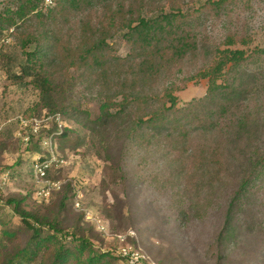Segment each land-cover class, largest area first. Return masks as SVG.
<instances>
[{
    "label": "rangeland",
    "instance_id": "rangeland-1",
    "mask_svg": "<svg viewBox=\"0 0 264 264\" xmlns=\"http://www.w3.org/2000/svg\"><path fill=\"white\" fill-rule=\"evenodd\" d=\"M166 1L169 10L172 2ZM205 2L179 0L184 13H194L185 25L204 37L198 55L174 62L147 83L134 82L132 95L147 100L130 103L125 111L117 105L123 69H110L105 80L88 67L72 65L62 57L65 50L61 62L49 67L56 89L47 102L53 106L44 104L32 78L10 77L2 68L20 73L29 52L20 39L37 23L25 31L12 27L0 33V41L5 39L0 50V122L5 123L0 132V241L4 226L20 229L14 242L24 243L29 236L9 203L15 198L34 216L56 218L65 229H83L100 251L113 249L115 241L75 208L80 193L84 207L107 219L111 232L127 233L132 245L160 264H264V164H256L264 156V0H230L214 14L195 12ZM40 9L47 13L51 8L43 2ZM231 35L237 42L229 45ZM107 42L117 58L130 54L125 32ZM226 48L243 49L245 56L217 81L246 90L244 101L207 95L206 70ZM172 86L178 114L166 125L138 126L145 107L159 104ZM105 99L117 114L99 120ZM47 106L62 112L67 129L65 136L54 138L59 161L48 169L49 189L34 173V164L49 153L41 145L26 148L18 136L19 117L29 119ZM242 118L248 126L241 132ZM250 175L227 225L229 205ZM29 221L35 223L33 217ZM12 247L13 242L5 249L0 242L1 256ZM111 264L143 263L116 257Z\"/></svg>",
    "mask_w": 264,
    "mask_h": 264
},
{
    "label": "trees",
    "instance_id": "trees-1",
    "mask_svg": "<svg viewBox=\"0 0 264 264\" xmlns=\"http://www.w3.org/2000/svg\"><path fill=\"white\" fill-rule=\"evenodd\" d=\"M229 1L206 0L195 12L204 10L214 14ZM43 2L0 0V33L12 27L24 28L25 31L31 22L37 23L34 30H29L20 39L22 48L29 49L27 61L20 65V73H15L4 65L2 68L10 77L32 78V83L41 93L42 102L48 106L52 105L47 101L52 99L56 89L49 67L55 61L61 62L60 54L64 50L62 57L72 62V65L88 67L105 80L111 76L110 69L122 68L124 73L118 77V84L123 87L122 100L117 105L125 111L130 103H144L147 100L143 95H132L134 82L139 80L147 83L174 62L197 56L204 44V37L185 25L186 19L191 18L194 13H184L179 0H171L169 10L166 9V0H56V4L47 13L40 9ZM119 31L125 32L131 44L130 54L124 59L114 56L107 42L109 37ZM240 40L244 44L248 43L245 37ZM236 42L233 35L228 37L227 44ZM219 53L216 63L204 75L209 78L208 97L220 93L228 96L229 102L246 100V90L233 83L223 84L217 81L225 69L241 62L245 51L226 48ZM173 86L167 89L159 104L149 109L145 107L142 115L136 119L138 126L146 123L166 125L178 114L175 113L178 110V99L173 93ZM48 106L31 117L56 114L63 116L60 110ZM111 106V101L105 99L101 105L99 120L106 116H116L117 113L110 112ZM228 107L229 103L222 105L220 112H225ZM50 122L52 123H49L46 130L38 134L27 130L30 135L27 142L20 137L26 148L33 150L34 146L41 145L42 139L50 134H55L57 138L66 135V127L59 131L56 123ZM239 122L242 132L247 128L248 122L243 118ZM179 123L180 120L177 119L174 126ZM257 160L258 166L264 164V156ZM251 178V175L246 176L234 195L227 211V225L233 217L236 202L250 185ZM9 203L14 204L21 215V229L27 231L29 236L24 243L14 242L19 240L20 229L4 226L1 245L5 249L8 242H13V249L8 254H0V264H111L116 257L124 259L115 252L116 242L112 245L113 249L100 251L97 244L78 226H74L72 230L65 229L56 218L42 219L22 210L18 199H10ZM32 217L35 223L29 221Z\"/></svg>",
    "mask_w": 264,
    "mask_h": 264
},
{
    "label": "built area",
    "instance_id": "built-area-1",
    "mask_svg": "<svg viewBox=\"0 0 264 264\" xmlns=\"http://www.w3.org/2000/svg\"><path fill=\"white\" fill-rule=\"evenodd\" d=\"M45 5L48 7H53L56 4V0H43ZM3 42L5 39L0 41V50L2 48ZM19 121L21 123L22 129L18 131V136L24 139V141H28L30 135L27 130H31L32 133L38 134L43 131L45 128L49 126L50 121H54L61 131L64 127L62 117L60 114H56L54 116H43V117H31L25 118L23 116L19 117ZM5 123L0 122V132L3 129ZM54 138L55 134H50L42 139L41 146L42 148H46L49 153L48 157L39 158L38 161L34 164V173L38 182H42L49 189L51 186L50 181L47 179V172L51 163L58 162L59 159L53 152L54 146ZM54 186H58L56 183H53ZM74 206L76 209H81L85 213V218L92 222L95 225V228L102 233L107 239H111L116 242L117 247L115 252L123 257L125 260L130 263H143V264H160L158 261L152 259V257L145 252L141 247H136L132 245L127 239L128 234L126 233H113L110 230L109 222L107 219L102 217L99 214H94L90 209L84 207L81 201V194L75 198Z\"/></svg>",
    "mask_w": 264,
    "mask_h": 264
}]
</instances>
